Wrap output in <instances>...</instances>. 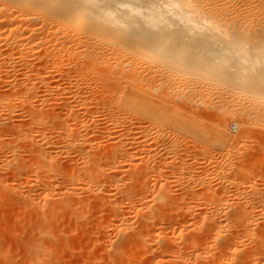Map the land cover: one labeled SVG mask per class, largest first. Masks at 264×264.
Returning a JSON list of instances; mask_svg holds the SVG:
<instances>
[{
  "label": "bare ground",
  "instance_id": "obj_1",
  "mask_svg": "<svg viewBox=\"0 0 264 264\" xmlns=\"http://www.w3.org/2000/svg\"><path fill=\"white\" fill-rule=\"evenodd\" d=\"M204 1L0 0V71L3 72V75L0 72V77L6 80L3 82L5 85H2L4 88L1 89L0 86V89L5 93L7 91L6 94L10 93V97L6 94L2 96L3 93H0V104L7 101L11 105L7 103L6 107L14 110L13 113H9V108L7 111L5 107L9 114V116L6 114L5 119L16 113L15 105H18V108L21 107L23 98L21 97L20 101L17 100L21 94L28 100L22 104L23 112L21 109L20 112L18 111L26 118L23 117L24 123L23 120L22 123L19 122L17 119L20 118L16 117L14 118L16 121L10 122L13 119L9 118V122L6 120L4 125L0 113V124L6 127L9 123L8 129L16 133L14 137L10 135L16 142L14 145L11 141V145L28 150L30 155L27 157L32 158L31 162L27 160L28 168L27 165H23L27 170L20 173L16 165L21 166L22 163L17 161L22 162L23 159L18 160L20 157L17 155L16 148L11 149L16 153L8 154L14 156L15 153L18 157L11 156L13 158L5 159L4 162L0 160L2 164L0 167L3 170L0 169V187L13 194L20 191L12 188L10 182H7L6 177L10 175L22 181L27 187L32 185L28 188L35 186L33 184L42 188L43 192L39 189L38 198L33 197L37 198V202H34L40 207L39 210L43 208L40 210L42 213L46 212L44 209L50 208L49 205L51 208L54 205V192L62 195L61 198V195L57 196V200L65 198L62 201L66 204L70 203L72 209H75L72 205L74 200L70 199L71 197L68 198L73 201L71 204L66 199L67 195L63 196L68 191L63 193V186V189L61 186H59L60 189L58 188L59 192H62L60 194L57 190L52 194L53 188L50 192L48 190L60 183H56L55 180H58L56 176L63 174L60 169L64 166L63 164L68 165L69 171L65 168L67 173L69 172L65 176L66 180L71 181V183L68 182L70 186L74 183L72 181H75L79 190L74 191L73 184L72 191L66 194H72L75 201H78V195L82 197V193L87 192L88 196L90 194L93 200L98 202L96 206H99L101 201L100 208L97 209V215L100 217L98 216L97 224L93 226L97 233L93 229L90 231L95 233L94 237L97 236V239L94 238L96 242L104 244L103 247L111 253V257L107 255L110 257L107 261L105 256L101 257L99 254L105 260H103L105 264L107 262L118 264L116 259L121 260L122 264L125 262L127 264L128 260L131 261L132 253L137 250L140 253L136 255L138 258L149 257L147 258L149 261L144 259L145 263L148 261L147 264H243L244 261L246 264L248 262L246 260L250 259L252 264H264V200L258 201L264 191L262 182L258 184L255 180L247 179L248 175L243 171L246 175L240 177L242 179L239 177L226 179L224 176L217 175L222 172L223 166L222 168L220 166L223 164H216L212 173L220 178L216 176V180L212 179L213 183L212 180H208L212 185L204 182L206 178L204 175L207 174H204L205 170H203V176L199 175L200 177L195 179L197 185L204 186L200 189L208 190L206 197H209L208 202H219L220 198L217 199V197L221 194H217L225 191V188L232 187L235 197L242 198L249 209L238 210L235 206L234 210L231 208L227 210L217 205H224L227 199L224 202L222 200L220 203L215 202L217 206L213 209H203L196 201L201 197H198L199 192L195 191V185H193L194 188L189 185L192 178L190 173L195 163L192 164V160H186L185 156L191 152L186 150L188 152L183 153V158L173 157L172 161L168 158L170 161L167 163L169 164L167 169L169 170L165 169L167 175L163 183L159 185L160 187L158 186L161 192L165 191L162 193L159 191L161 195H158L156 191L159 183L156 177L164 172L162 169L166 165L165 158L161 155L164 151H175L179 144L176 143L179 138L176 137L178 140L175 143L170 142L169 138L175 140L174 136L179 134H191L190 136L196 137L197 143H205L204 146L201 145L205 150L200 145L198 147L201 165L212 153L213 155L210 156L214 160L230 159L242 136H250L260 130L264 136V41L261 42L259 39L260 42L253 41L247 26L236 25L241 22L239 18L237 23L230 21L229 24V20L226 19L227 25L221 24L222 17L219 18L218 13L215 14L208 8L209 6L206 7ZM244 21L243 19L242 22ZM256 31H259V28ZM262 31L264 34V29ZM158 73L161 74V77L158 75L160 81L157 76L155 78L160 86L158 82L154 86L157 84L156 86L162 90L154 88L155 91L160 92H157L159 97L156 98L150 87L143 81L144 78L146 81L148 74L155 76ZM153 77L152 81L155 79ZM192 78L208 81L209 84L225 83L230 88H237V92L241 94L236 96L237 93L231 92L235 97L232 98L229 94L231 97L224 98L223 94L224 99L216 100L217 98L213 99L211 95L207 98L208 91H205L203 92L206 93L205 98L201 94L202 91L197 90L199 91L197 92L192 88L197 92L194 93L189 89L188 81ZM203 83L200 82L201 85ZM52 88L56 90V93L50 91ZM67 91L70 92L69 96H66L69 94ZM18 92H21L19 96L18 94L11 96ZM161 93L163 95L160 97ZM45 94H51L50 97H46V101L50 99L56 102L59 99L61 103L51 101L57 106L49 103L48 106L43 100ZM52 94H55L54 97L57 95L56 99ZM199 94L204 97L200 98ZM198 97L202 100L199 101ZM240 97L243 100L247 99L245 104L240 105L236 101V98L238 101L241 100ZM212 103L213 105L216 103L217 106L227 104L225 107L229 109L224 108L227 112H224L225 117L218 119L213 128L211 126L209 128L201 120L205 112L202 109L206 107L212 109ZM12 105L14 108L11 107ZM196 106H200L201 109L198 110ZM3 115L5 116V112ZM100 117L105 120L104 125L100 122L102 120ZM230 123L241 128L240 134L237 133L238 135L234 136L229 134L227 128ZM100 125L104 126L103 129L100 127L103 131H99ZM0 132L3 134L4 130L0 129ZM11 132L8 130V133ZM148 133H151V136L153 133L157 137H151ZM147 135L150 138H147ZM214 136L221 140L219 146L225 147V154L213 151L216 148ZM5 139L11 140L6 137ZM159 139L162 140V144L158 142ZM258 140L255 148H258L262 157L259 161L256 159L255 163L264 166V137ZM157 143L164 150L162 154L157 151L159 148L152 149L153 146L159 147ZM2 145L4 146V143ZM145 146L147 150L150 149V154L143 156ZM10 147L4 146L7 150ZM67 152L70 156L66 155ZM245 155L247 153H244V156L238 155L242 158L238 160L242 162L244 160L246 163ZM142 156H148L146 162L143 161ZM12 160H17L16 163L14 162L15 167L12 166ZM217 162L219 163L220 160ZM11 166L14 170H10ZM151 174L155 177L154 180H151ZM174 174L177 175L176 179L179 178L178 181L181 180V184L186 187L184 196L178 194L180 197L178 195L176 197L174 194L173 196L168 194V197L167 195L174 192L173 189L169 190L170 192H166L168 189H165L167 186L170 188L168 184L175 179H171V175L174 177ZM14 184L17 183L14 182ZM28 188L26 191L29 190ZM61 189L63 191H60ZM80 190L81 195L78 192ZM30 191L34 190L30 188ZM36 191L38 193V189ZM146 192L157 194L151 195L153 204L144 202ZM18 193L20 195L22 192ZM163 193L167 195H165L166 198H162ZM27 194H24L25 197L28 196ZM34 195L33 192L32 196ZM205 195L207 194L204 192L202 196ZM32 196L30 195V198ZM50 196L54 197L53 204L50 202L52 198L48 199ZM21 197L25 202L30 200L29 196L28 199L23 197V193ZM59 201L62 203L61 200ZM79 204H77L79 210L85 207L83 206L85 204L82 207ZM235 204L241 205V203ZM77 206L75 207L78 208ZM92 206L95 207L94 204ZM32 208H34L33 204ZM64 208L68 207L64 206ZM128 208L130 210L133 208L132 212L135 211L133 215H136V218L133 222L127 218ZM94 209L96 210V208L92 210ZM54 210L53 206L50 211ZM74 213L81 215L78 210ZM78 214L76 217L79 216ZM76 217L73 219L78 218ZM85 218L86 215L83 220L79 219L84 221ZM117 220L118 226L115 224L118 222H114ZM77 223L79 221H76ZM127 223L130 227H126ZM169 227L171 230H168ZM111 228L116 232L113 237L110 233ZM44 252L46 251L42 254ZM159 252L165 255L161 256ZM159 254L160 256L157 257ZM46 257L47 255L45 259Z\"/></svg>",
  "mask_w": 264,
  "mask_h": 264
},
{
  "label": "rangeland",
  "instance_id": "obj_2",
  "mask_svg": "<svg viewBox=\"0 0 264 264\" xmlns=\"http://www.w3.org/2000/svg\"><path fill=\"white\" fill-rule=\"evenodd\" d=\"M209 1V2H208ZM228 1V2H227ZM206 2V4H204L206 7H208L210 10H212L213 12H215V14H217L218 13V15H220V17L219 18H221L222 20H226L227 19V21L229 22V24H230V21H232V22H235V23H237V22H239V21H243V19L245 20L244 22H239V24H236L237 26H241V27H246L247 26V29H248V32L250 33L249 35H250V37L252 36L253 37V35H254V39L251 37V39L253 40V41H261V42H263L264 41V34H263V29H264V0H205L204 1V3ZM253 2V3H252ZM210 3V4H209ZM252 3V4H251ZM223 4V5H222ZM229 6V7H228ZM234 6V7H233ZM241 7V8H240ZM225 9H226V11H225ZM219 10V11H218ZM234 10V11H233ZM221 11V12H220ZM227 11H229V12H227ZM253 14H252V13ZM230 13V14H229ZM233 13V14H232ZM225 14V15H224ZM232 14V15H231ZM238 14V15H237ZM234 15L236 16V17H234ZM226 16V17H225ZM233 16V17H232ZM229 17H231V19H229ZM241 17V18H240ZM243 17V18H242ZM252 17V18H251ZM238 18L240 19L239 21H238ZM220 19V23L222 24H226L227 25V22L226 23H224L222 20ZM232 19H234V21L232 20ZM237 20V21H236ZM234 23V24H235ZM244 23H246V24H244ZM249 25V26H248ZM255 25V26H254ZM254 26V27H253ZM258 28H259V31H256V29L258 30ZM255 29V30H254ZM261 29V30H260ZM253 30V31H252ZM262 31V32H261ZM254 32V34H252V33ZM256 32V33H255ZM259 34V35H258ZM240 35H242V34H240ZM243 36V35H242ZM256 38H257V40H256ZM259 39V40H258ZM259 41V42H260ZM1 73H2V75H3V72L2 71H0ZM1 75V76H2ZM158 75L161 77V74L160 73H158L157 75H153V74H148L147 76H146V81H145V78H144V83L146 84V85H148L149 87H150V89H151V91L153 92V94L155 95V97L157 98V97H159L158 96V94H157V92H159V91H155V87H157V89H160V85H159V82H158V80L160 81V77H158ZM154 76V77H153ZM158 77V80H156V78ZM152 77L153 78H155L154 79V81H152ZM1 79H0V83H2L0 86H1V89H2V87L4 88V86H2V85H5V83H3L4 82V80L5 79H3L2 77H0ZM147 78H148V80H147ZM195 79L196 78H192L191 80H189L188 82H189V84H188V87H189V89L191 90V92H193L194 90L195 91H197V90H199L200 92H201V94L202 95H206V93L204 94L203 92H207V98L211 95V98H213V99H216V100H220V99H222L223 98V94H224V98L225 97H228V96H230L231 97V95H232V98H233V96L235 97V95L237 96V95H240L238 92H237V88H230L229 86H228V84H225V83H222V85L219 83V82H216V83H210L209 84V82L208 81H205V80H202V81H199V80H201V79H199V78H197L196 79V81H195ZM8 80H10V78H8ZM148 81V82H147ZM192 81V82H191ZM198 81V82H197ZM5 82H6V80H5ZM150 82V83H149ZM158 82V85L159 86H154V84L155 83H157ZM200 82H201V84L203 83V85H201L200 84ZM148 83V84H147ZM206 83V84H205ZM220 84V85H219ZM201 85V86H200ZM53 86H54V84H53ZM206 86V87H205ZM200 87V88H199ZM6 88V87H5ZM194 90H193V89ZM209 88V89H208ZM0 89V93L2 94V96L3 95H5L6 93H7V91H6V93L5 92H2V90ZM201 89V90H200ZM3 90H5V89H3ZM160 90H162V89H160ZM193 90V91H192ZM211 90V91H210ZM51 92H53V91H55L54 93H56V90H54L53 88H52V90H50ZM194 91V93H197V92H199V91H197V92H195ZM236 91V92H235ZM66 92V91H65ZM65 92H63V94L65 93ZM231 92H233L234 94L235 93H237V94H231ZM21 92H18V93H14L13 95H11V96H14L15 94H18V96H19V94H20ZM48 93H50V92H48ZM69 93V94H68ZM160 93V92H159ZM162 93H163V91H162ZM160 94V97L163 95V94ZM10 93H8V94H6V96L7 97H10V95H9ZM67 94L68 95H66V93H65V95L66 96H69L70 95V92L69 91H67ZM226 94H228V95H226ZM229 94H231V95H229ZM51 95V94H50ZM50 95L49 94H45V98L43 99V100H45V102L44 103H46L47 105H48V103L49 104H52V106H57V104H60L61 103V100H59V99H57L56 100V102H57V104H54L53 105V103H56L54 100H51L50 101V99H48L49 100V102H48V100L46 101V97L48 98V97H50ZM65 95H63V96H65ZM157 95V96H156ZM200 95V94H199ZM202 95H200V98H201V96ZM213 95V96H212ZM1 96V97H2ZM5 96V97H6ZM17 96V95H16ZM52 96L54 97L55 96V94L53 95L52 94ZM51 96V98L53 99V97ZM58 96H62V95H58ZM204 96H202V97H204ZM222 96V97H221ZM4 97V98H5ZM6 97V98H7ZM21 97L23 98V100L24 101H28L25 97H23V94H21V96H19L18 97V101H20L21 100ZM56 97H57V95H56ZM56 97H54V99H56ZM3 98V97H2ZM2 98H1V100H2ZM34 98V97H33ZM33 98H31V99H33ZM199 98V97H198ZM198 99L199 101L200 100H202V99ZM205 98H206V96H205ZM205 98H203V99H205ZM223 98V99H224ZM238 99H239V97H237ZM237 98H236V101L241 105V104H245V102H246V98H244V100L242 99V97H240V99L241 100H237ZM20 99V100H19ZM212 99V100H213ZM33 100H35V99H33ZM24 101L22 102V103H20L21 104V107H22V104H25L24 103ZM59 101V102H58ZM213 101H215V100H213ZM241 101H242V103H241ZM7 103H8V105L10 104L9 102H7L6 101V103H1L0 104V113H1V118H3V120H1L2 121V123L4 124V122L6 121V120H8V122H9V118H12L13 119V121H11L10 120V122H14V118H20V119H17L19 122H21L22 123V120H23V123H24V119H23V117L24 116H22L23 115V113H21V114H19V112L21 111V112H23V109L20 107V105H19V107L20 108H18L17 106L18 105H15L16 107V109H18V110H16L15 109V114H13V116H11V117H8V119H5V118H7L6 117V114H8L7 112H6V109H5V107H6V105H7ZM13 104V103H12ZM16 104V103H15ZM17 104H18V102H17ZM11 105V104H10ZM212 105H213V103H212ZM211 105V106H212ZM225 105H227V104H221L220 106H217L216 105V103H214V105L212 106V109H210L209 107H208V109H207V107H206V109H202V110H205V112H204V117H202L201 118V120H202V122L205 124V125H207L208 127L209 126H211L212 128H213V125H215V122H217V120L218 119H222V117L225 115L224 114V112L226 111L224 108H226L227 110L229 109L227 106L225 107ZM49 106V105H48ZM210 106V107H211ZM11 107H13L14 108V106L12 105ZM196 107H198V106H196ZM215 107V108H214ZM3 108H4V110H3ZM7 108V107H6ZM9 108V113H13V109L12 108H10V107H8ZM8 108H7V111H8ZM93 108V107H92ZM199 108H200V106L197 108L198 110H199ZM21 109V110H20ZM201 109V108H200ZM1 110H3V111H1ZM225 110V111H224ZM19 111V112H18ZM4 112H5V116L3 115L4 114ZM18 112V113H17ZM202 112V111H201ZM223 112V113H222ZM225 113H227V112H225ZM4 116V117H3ZM7 116H9V114L7 115ZM21 116V117H20ZM225 117V116H224ZM25 118V117H24ZM26 119V118H25ZM100 119H102L101 117H100ZM21 120V121H20ZM102 120H104V119H102ZM102 120H100V122L104 125V122H105V120L102 122ZM16 121V120H15ZM7 122V121H6ZM5 122V123H6ZM100 124V123H99ZM2 124H0V129H1V131L2 130H4V132H3V134L1 133L0 134V137H2V138H0V141H3V142H1L2 144L4 143V146H7V148L8 147H10V145H11V141H12V143L14 144V145H16V142L11 138V136L10 135H13L12 137H14V134L16 135V133L14 132V130H12L14 133H12L11 131H10V129H8L9 127H7L8 125H9V123L6 125V127H7V129H6V127L4 126V125H2ZM102 125V126H103ZM100 127H101V125L98 127V129H100ZM104 127V126H103ZM103 127H101L102 129H103ZM211 127H209V128H211ZM243 127H245V125L243 126ZM102 129H100L99 131H103ZM104 129H106V128H104ZM8 130H9V132H11V133H8ZM240 130V131H239ZM259 130V129H258ZM258 130H256V131H258ZM227 131L229 132V134H231L232 136H234V135H236L237 133L238 134H240L239 132H241V128H239L238 126L237 127H235V125H234V123H230L229 125H228V128H227ZM261 133V130H260V132L258 131V132H255V133H253L252 135H250V136H242V138H241V141L239 142V144H237L236 145V149H237V151H236V149H235V152L233 153V155H232V157H230V159H224V161H222L223 159H221V158H219L218 160H220V162L218 163L217 161L218 160H214V159H212L211 158V156L210 155H213V153L211 152V151H209L210 153H212V154H210L208 157L210 158H206V159H208L209 161H207L206 159H205V163H201V165L199 164L200 163V159H199V156L201 155L200 154V150L198 149V147H199V145L201 146V145H203V144H205V143H197L198 141H197V139H196V137L193 135V136H190L191 134H189V135H187V134H179V136H174V138H175V140H173V138H172V140H170V138H169V141L170 142H173V143H175L178 139L177 138H179V140L176 142V143H179L178 144V146L176 147V150L175 151H172V152H168V151H164V150H162V148H160V147H162L160 144H162L161 143V141L162 140H160V141H158V142H160V144L159 143H157V144H159L158 146L159 147H156V146H153L152 147V149H157V148H159L157 151L160 153V154H162L163 152L162 151H164V155L162 154L161 155V157L162 156H164V157H162V158H165L164 160H165V162H166V165L164 166V169H162V170H164V172H161V174H160V176H158V177H156V179L158 180V185H157V188H158V190H157V188H156V191H157V194L159 195L160 193H162V192H164V191H160L159 190V185L160 184H162L163 183V181H164V178H165V176L167 175V173H166V171L167 170H169V169H167L168 167V165L169 164H167V163H169V159L168 158H172V159H174V158H179L180 156H181V158H183V153L184 152H188V151H191V152H188L187 153V155L188 156H190V157H188V156H185V158H186V160L187 161H190V160H192V164H194L193 165V169L191 170V176H192V178H191V180H190V187L192 186V188H194L195 189V191H197V192H199L198 194H199V196L198 197H201V198H199V200H201V201H199L198 199L196 200L197 201V203L200 205V207L201 208H203V209H213L214 208V206H217V205H221L222 207H224L225 209H233L234 210V208L233 207H235L236 206V208H238V210H240V209H242V210H248L249 209V206L248 205H246L245 203H244V201H243V199L242 198H239V197H235V194H234V190L232 189V187H229L228 189L227 188H225V191H220L219 192V194H217V195H220L221 194V196H219V197H217V199H219L220 198V201L218 202V201H212V202H208L209 200H208V198H206L207 196H208V190H206V189H204L203 190V188H204V186H202V185H197L198 183L196 182L197 180H195V179H197V177H200L199 175H202L203 174V170H205L204 171V174H206V176L204 175V177H206L205 178V180H204V182H209V181H211L212 179H217V177L218 178H220L219 176H221V177H223L224 176V178H226V179H228V177H229V179L231 178V177H235V178H240V177H242L243 175H248V178L247 179H249V180H255V181H257L258 182V184L259 183H261L262 182V185L264 184V175H263V178H261L262 177V175H261V173H263V171H264V168H262V167H264V166H262V165H258L257 163H255L257 160L256 159H258V161L261 159V155L262 154H260V151L259 150H257L256 148H255V146L257 147V145H255V143H256V141L258 140V138H263L264 136H263V134L261 135L260 134ZM8 134H9V136H8ZM149 135L151 134V133H148ZM237 134V135H238ZM148 136V135H147ZM151 136V135H150ZM152 136H155V135H153V133H152ZM151 136V137H152ZM252 136V137H251ZM262 136V137H261ZM5 137L6 138H8L10 141H8L7 139H5ZM155 137H157V136H155ZM155 137H153V138H155ZM177 137V138H176ZM195 137V138H194ZM16 138V137H15ZM147 138H150L149 136L147 137ZM2 139V140H1ZM257 139V140H256ZM9 143L8 145L6 144L7 142ZM214 147H216L213 151H218V152H222V153H226V151L224 150L225 149V147H220L219 145H220V143H221V140L219 139V138H217V137H215L214 136ZM255 140V141H254ZM17 141V140H16ZM259 141V140H258ZM6 142V143H5ZM0 143V144H1ZM1 144V146H0V151H1V155H0V160L1 161H3V160H5V159H10V158H13V157H20V158H18V160H22V162H18L17 160H12L11 161V163L13 164L12 166H14L15 167V165L16 164H14V162L15 161H17V163H22L21 164V166H19V164L18 165H16V168L17 169H19L18 171L20 172V173H24V171L25 170H27L26 169V167H24L23 165H27V164H29V162H31V160L30 159H32L31 157H30V159L27 157L28 155H30V152H28V150H24V149H20V151H19V149L18 148H16V146L14 147V146H12V147H10V149H6V148H4V146ZM156 144V145H157ZM188 145V146H187ZM195 145V146H194ZM240 145V146H239ZM204 146V145H203ZM246 147V149H245V147ZM156 147V148H155ZM183 149H182V148ZM208 147V146H207ZM248 147L250 148V149H248ZM14 148H16L17 150H16V152H17V155L18 156H16L15 155V151H13V150H11V149H14ZM144 148H146V149H144V151H145V153H143L142 155L144 156V155H146V154H150L149 153V150L150 149H148L147 150V146H145ZM201 148H202V146H201ZM204 148V147H203ZM202 148V149H203ZM221 148V149H220ZM161 149V150H160ZM209 149V148H208ZM255 149H256V152H255ZM260 149V148H259ZM6 150V151H5ZM178 150V151H177ZM183 150V151H182ZM186 150H188V151H186ZM203 150H205V149H203ZM203 150H201V151H203ZM240 150V151H239ZM252 150V151H251ZM3 151H4V153H3ZM8 151V152H7ZM26 151V152H25ZM12 153V152H15L14 153V156L13 155H9L8 153ZM25 156H21V153ZM166 152V153H165ZM259 152V153H258ZM29 153V154H28ZM69 152H67L66 153V155H68V156H70L69 154H68ZM182 153V154H181ZM239 153V154H238ZM244 153L246 154L247 153V155H245V157L244 158H246V163H245V161L243 160V162L242 161H239V160H241L242 158H240V156H244ZM13 154V153H12ZM71 154V153H70ZM209 154V153H208ZM237 154V155H236ZM251 154V155H250ZM9 157H8V156ZM193 155H195V156H193ZM238 155H240V156H238ZM5 156V157H4ZM11 156H13V157H11ZM142 156V158H143V161L144 162H146L147 161V159L148 158H146V157H148V156H145V157H143ZM233 156H234V158H233ZM236 156V157H235ZM251 158H250V157ZM3 157V158H2ZM8 157V158H7ZM174 157V158H173ZM250 159H248V158ZM14 158V159H15ZM180 158V159H181ZM190 158V159H189ZM192 158V159H191ZM29 159V160H28ZM172 159H171V161H172ZM180 159H177V160H180ZM193 159H194V161H193ZM239 159V160H238ZM25 160V161H24ZM29 162H28V161ZM146 160V161H145ZM163 160V161H164ZM176 160V161H177ZM238 160V161H237ZM0 161V162H1ZM202 161H204V160H202ZM233 161V162H232ZM4 162V161H3ZM2 162V163H3ZM23 162H24V164H23ZM26 162V163H25ZM226 162V163H225ZM229 162V163H228ZM247 162H249V163H247ZM16 163V162H15ZM197 163H198V165H197ZM254 163V164H253ZM1 164V163H0ZM145 164V163H144ZM216 164H223V165H221L220 167L222 168V166H223V170H222V172H220V173H218L217 175H219V176H217V175H215V173H212V172H214L213 171V168L216 166ZM230 165V167H229V165ZM233 164V165H232ZM2 165V164H1ZM64 166H62L60 169L62 170L61 172L63 173H60V174H62V175H57V176H59V177H57L56 176V179L58 178V180H55L56 181V183L58 182H60L58 185H55V186H52L51 188H49L48 190H49V192L51 191V189H52V194H53V192L54 191H58L59 192V189H60V187L59 186H61V188H62V186H63V188H64V191L61 189L60 191H63V193L65 192V191H70L71 190V186L73 185V186H75V187H72V188H74V191H76L77 192V190H79L78 189V184H76V182L75 181H72V182H74L73 184H71V186L69 185V183H71V181H68V180H66L67 178L65 177L66 176V174H68L67 173V171H69V168L67 167L68 165H66V164H63ZM227 166V167H224V166ZM235 165V166H234ZM245 165V166H244ZM10 167V170L12 169V170H14V167ZM201 166V167H200ZM257 166V167H256ZM206 167V168H205ZM2 167H0V169H1ZM15 168V169H16ZM27 168H28V165H27ZM67 169V171H66V169ZM227 168V169H226ZM232 169V170H230V169ZM237 168V169H236ZM22 169V170H21ZM59 169V170H60ZM165 169H167V170H165ZM199 169V170H198ZM239 169V170H238ZM258 169V170H257ZM259 169H260V171H259ZM261 169L263 170L262 172H261ZM2 170V169H1ZM3 171V170H2ZM65 172V174H64V172ZM244 173H246V174H244ZM260 173H259V172ZM60 172V171H59ZM233 172V173H232ZM201 173V174H200ZM59 174V173H58ZM165 174V175H164ZM193 174V175H192ZM212 174V175H211ZM264 174V173H263ZM202 175V176H203ZM229 175V176H228ZM151 177V180L153 179V178H155V177H153V174H151L150 175ZM172 176V178L171 179H176V177H177V175L176 174H174V177H173V175H171ZM217 176V177H216ZM163 177V178H162ZM216 177V178H215ZM247 176H245V178H246ZM252 177V179H250ZM13 178H15V177H11L10 175L9 176H7L6 177V180L8 179V183L10 182V185H11V187L12 188H14V189H17V190H20V191H18V192H22L23 193V197H25V195L27 194L28 196H26L25 198H30V195L32 196L33 195V192H34V196H32V198H30V200L28 199V201L29 202H27V200H26V202H25V200H24V198H22L21 196H22V193L19 195V193L17 192V193H15V194H13V193H11L10 191H8V190H4V189H2L1 187H0V264H41V263H44V262H46V264L48 263V261H49V263L48 264H85V262L87 263V264H102L105 260L107 261V260H110V257H111V253H109V251L108 250H106V247H103L104 246V244H98V241L96 242V240L95 239H97L96 237H94L95 235V233H97V232H95V227H93V226H95V224H97V218H98V216L100 217V215H97L98 214V210L97 209H99L100 207V204H101V201H99L100 203H99V206H96L97 204H98V202L97 201H94L93 200V197L92 196H90V194H89V196L87 195L88 193L86 192H83L82 193V197L80 196L79 197V195H78V201H75V199H74V196H72V194H66V193H68V191L67 192H65V194H63V196L65 195H67L66 196V199L69 201V202H71V204H72V202L73 201H70L68 198H70V199H72V200H74V202H73V207L75 208V209H72V206L70 205V203L68 204H66V202L64 203V201H62V199H60L61 197H62V195L60 194V193H62V192H59V194L61 195H58V193L57 192H54V194H53V196H55V198H54V200H55V202H54V200H53V198H52V196H50L48 199H50V198H52V200L50 201L52 204H53V202H54V205H52V208H53V206H54V209L56 210V209H58V211H56L55 212V210L54 211H50L52 208H51V206L49 205V207L51 208H46V209H44V210H46V212H44V213H42V211H40V210H42L43 208H41L40 210H39V208L40 207H38V204H37V206H36V199L38 198V196H39V189H40V187L37 185V184H33V185H35V186H33V187H35V188H33V187H30L31 189H33L34 191H30V188H28L29 186H32V185H28V187H27V185L25 186V184H23L22 183V181H19V180H17V178H15V179H13ZM63 180H61V179ZM256 178V179H255ZM10 179V180H9ZM12 179V180H11ZM65 179V180H64ZM163 179V180H162ZM173 180L170 184H168L169 186H170V188L167 186L165 189L167 190L166 192H170L169 190H171V189H173V193H167V195L168 194H171V196H173L172 194H174V196L176 195V197H177V195L178 194H180V196L182 195V196H184L185 195V185L183 184H181V180L180 181H178L179 180V178L178 179H176V180ZM240 179H242V178H240ZM154 180V179H153ZM209 180V181H208ZM243 180H244V178H243ZM260 180H263V181H260ZM14 182L15 183H17V184H14ZM69 182V183H68ZM175 182V183H174ZM192 182V183H191ZM212 183H213V180L211 181ZM211 182H209V184L211 183ZM7 183V184H8ZM19 183H20V185H19ZM55 183V184H56ZM178 184V185H175V184ZM212 183L210 184V185H212ZM61 184V185H60ZM66 184V185H65ZM70 186H68V185ZM9 185V184H8ZM9 185V186H10ZM22 185V186H21ZM23 185H24V187H23ZM182 185V186H181ZM193 185H195L194 187H193ZM57 186V187H56ZM68 186V187H67ZM159 186V187H158ZM184 186V187H183ZM68 188V189H66V188ZM189 187V186H188ZM200 187H203V188H201L200 189ZM26 188H28L29 190H27L26 191ZM55 188V189H54ZM57 188V189H56ZM59 188V189H58ZM179 190H177V189ZM206 188V187H205ZM38 189V193H37V190ZM66 189V190H65ZM76 189V190H75ZM175 189V190H174ZM41 190V192H43V190H42V188L40 189ZM31 193H30V192ZM35 191H36V193H35ZM72 191V190H71ZM159 191H160V193H159ZM172 191V190H171ZM181 191V192H180ZM202 192V194H201V192ZM11 194H10V193ZM27 192V193H26ZM40 192V193H41ZM79 192V194L81 195V190L80 191H78ZM179 192V193H178ZM204 192H205V194H207V195H205V196H202V195H204ZM29 193H30V195H29ZM3 194V195H2ZM25 194V195H24ZM155 192H154V195H157ZM234 194V195H233ZM264 191L262 192V195L258 198V201H263L264 200ZM15 197L14 199H13V196ZM84 195V196H83ZM146 200H144V202H148V204L150 203V204H153V200H152V196H154L153 195V193L151 194L150 192H146ZM152 195V196H151ZM161 195V194H160ZM166 195V194H165ZM164 195V193H163V196H162V198L163 197H165L166 198V196ZM224 197H223V196ZM3 196V197H2ZM12 196V197H11ZM21 197V199H23L24 200V202H23V200H21L20 199V197ZM37 196V198L36 199H34L35 197ZM59 197L60 196V198H59V200H61V202L62 203H60V201L59 200H57L56 199V197ZM179 195H178V197H180ZM232 196L234 197V198H232ZM34 197V198H33ZM57 197V198H58ZM85 197V198H84ZM149 197V198H148ZM151 197V198H150ZM161 197V196H160ZM168 197H169V195H168ZM21 200H19V199ZM82 198V199H81ZM89 198V199H88ZM92 198V199H91ZM239 198V199H238ZM18 199V200H17ZM31 199H33V201H31ZM65 199V198H64ZM63 199V200H64ZM76 199V200H77ZM81 199V200H80ZM227 199V200H226ZM230 199V200H229ZM10 200H13V201H10ZM90 201V203H89V201ZM221 200L224 202L225 200V203H224V205H222V204H217V203H215V202H218V203H220L221 202ZM17 201H18V203H17ZM34 201H36V202H34ZM67 201V202H68ZM94 201V202H93ZM240 201V202H239ZM10 202H13V203H10ZM23 202V203H22ZM32 202V203H31ZM49 202V203H50ZM86 202H88V204H86ZM92 202V203H91ZM97 202V203H96ZM157 202H159V201H157ZM157 202H155V203H157ZM21 203V204H20ZM31 205H30V204ZM80 203V204H79ZM228 203V204H227ZM235 203H241V205L240 204H235ZM244 203V204H243ZM26 204V205H25ZM32 204H33V207L34 208H32ZM39 204H40V202H39ZM77 204H79V206H81L82 207V205L83 204H85V205H83V206H89L88 208H86V209H88V210H86V209H84L83 207L79 210V207L77 206ZM89 204H94V206L95 207H93L92 205H89ZM147 204V205H148ZM215 204H217V205H215ZM230 204H232V205H230ZM31 206V209H30V206ZM229 205V206H228ZM239 205V206H238ZM258 203L256 204V206H257V208H258ZM29 206V207H28ZM64 206H66V207H68V208H64ZM75 206H77L78 208H76ZM220 206V207H221ZM231 206V207H230ZM92 207V208H91ZM227 207V208H226ZM36 208V210H34ZM93 208H96V210L94 209V210H92ZM48 209H50V210H48ZM129 209V208H128ZM133 209V208H132ZM131 209V210H132ZM169 209V208H168ZM61 210V212L59 213V211ZM71 210V211H70ZM78 210V212L80 213L81 212V215L80 214H78V213H74V212H76ZM130 210V209H129ZM128 210V212H129V214L126 212V215H127V218H129L128 220L129 221H131V222H133L134 221V219L136 218L133 214H135L134 212L135 211H129ZM65 211V212H64ZM73 211V212H72ZM83 211H86V212H83ZM126 211H127V209H126ZM235 211H236V209H235ZM72 212V214H70ZM100 212V211H99ZM132 212V213H131ZM57 213V214H56ZM88 213V214H87ZM96 213V214H95ZM70 214V215H69ZM79 215V216H77L76 217V215ZM83 214V215H82ZM100 214V213H99ZM132 216H131V215ZM74 215V216H73ZM84 215H86V218H85V222L84 221H82L83 219H84ZM92 215H93V217H92ZM71 216V217H70ZM76 217L77 219H73V217ZM96 218H95V217ZM71 218H72V220H71ZM79 218H82V220L81 219H79ZM91 218V219H90ZM92 218H93V220H92ZM131 218V219H130ZM132 218H133V220H132ZM99 219V218H98ZM70 221V223H69V221ZM73 220L75 221V222H73ZM88 220H89V222H88ZM104 220V219H103ZM102 220V221H103ZM76 221L78 222L79 221V223H77L76 224ZM113 222V221H112ZM114 222H118V220L117 221H114ZM131 222H130V224H131ZM81 223V224H80ZM88 223V224H87ZM71 224V225H70ZM83 224V225H82ZM115 224H117V226L119 225V222L118 223H115ZM129 223H127V225H126V227H130V225H128ZM66 225H68V226H66ZM76 225V226H75ZM91 225V226H90ZM171 227V226H170ZM168 228V230H171V228ZM67 228H68V230H67ZM83 228V229H82ZM87 228V229H86ZM89 228V229H88ZM95 230H94V229ZM109 228H110V226H109ZM65 229V230H64ZM91 229H93L94 230V232H92V231H90ZM118 229H119V227H118ZM69 232H67V231ZM79 230V231H78ZM112 230H114V229H110V233L112 234L111 236L113 237V235H114V233H116L115 232V230L112 232ZM97 231V230H96ZM119 231V230H118ZM117 231V232H118ZM91 232V233H90ZM121 232H122V230H121ZM93 234V236H91ZM88 236V237H87ZM91 237V238H90ZM111 237V238H112ZM89 238V239H88ZM95 238V239H94ZM66 239V240H65ZM91 239V240H90ZM87 240V241H86ZM93 240H94V242H93ZM85 242V243H84ZM97 245H96V244ZM85 244V245H84ZM91 244H93V245H91ZM84 245V246H83ZM95 246V247H94ZM51 247H53V248H51ZM94 247V248H93ZM97 247H98V249H97ZM90 248H91V250H90ZM103 248V249H102ZM106 251H105V250ZM107 249H108V247H107ZM90 250V251H89ZM104 250V251H103ZM43 251H46V252H44L45 253V255H44V253L42 254V252ZM158 251H161V250H158ZM92 252H94V254H92ZM100 252H107V253H109V254H106V253H103V255L100 253ZM135 253V257H137L140 253H139V251L137 250V252H134ZM134 253H132V255H131V261H129L128 260V262H127V264L129 263V264H143V262L145 263V258L147 259H149V257H143V258H135L134 257ZM155 253H157V251L155 252ZM160 253V252H159ZM161 253H163L162 251H161ZM160 253V254H161ZM90 254H92V255H90ZM97 255V257H96V255ZM99 254H100V256L102 257H104V258H106L105 260L103 259V258H101L100 256H99ZM160 254L157 256V257H159L160 256ZM44 255V256H43ZM47 255V257H46V259H45V256ZM107 255H109L108 257H107ZM137 255V256H136ZM165 254H161V256H164ZM44 257V258H43ZM87 257H89L88 259H87ZM91 257V258H90ZM49 258V259H48ZM99 258L102 260H99ZM109 258V259H108ZM40 259H42V260H40ZM44 259H45V261H44ZM88 260V261H86V260ZM135 259V260H134ZM140 259V260H139ZM143 259V261H141ZM147 259V260H148ZM37 260V261H36ZM40 260V261H39ZM104 260V261H103ZM118 260V261H117ZM252 259H250V260H246V261H248L246 264H249V262H251V264H252V261H251ZM36 261V262H35ZM39 261V262H38ZM44 261V262H43ZM54 261V262H53ZM92 262V263H90V262ZM93 261H94V263H93ZM118 264L120 263V261L121 260H119V259H116L115 260ZM133 261V262H132ZM139 261H141V262H139ZM149 261V260H148ZM148 261H147V263H148ZM254 261V260H253ZM51 262V263H50ZM82 262H84V263H82ZM89 262V263H88ZM113 262H114V260H113ZM112 262V263H113ZM106 262H104L103 264H105ZM126 263V262H125ZM125 263H123V264H125ZM147 263H145V264H147ZM107 264H108V262H107ZM113 264H116L115 262L113 263ZM120 264H122V263H120ZM243 264H245V261L243 262Z\"/></svg>",
  "mask_w": 264,
  "mask_h": 264
}]
</instances>
